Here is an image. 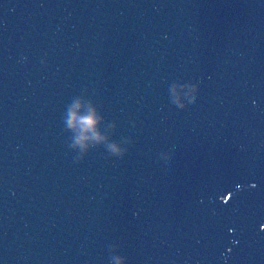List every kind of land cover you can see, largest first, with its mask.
Returning a JSON list of instances; mask_svg holds the SVG:
<instances>
[{
    "label": "water",
    "instance_id": "water-1",
    "mask_svg": "<svg viewBox=\"0 0 264 264\" xmlns=\"http://www.w3.org/2000/svg\"><path fill=\"white\" fill-rule=\"evenodd\" d=\"M113 255L264 264V0H0V264Z\"/></svg>",
    "mask_w": 264,
    "mask_h": 264
},
{
    "label": "clouds",
    "instance_id": "clouds-1",
    "mask_svg": "<svg viewBox=\"0 0 264 264\" xmlns=\"http://www.w3.org/2000/svg\"><path fill=\"white\" fill-rule=\"evenodd\" d=\"M177 89L185 91L182 99L178 96ZM192 90L193 86L190 84L173 83L169 88V93L173 97L171 103L177 108L183 109L184 101L188 100ZM79 108V103L68 107L66 116L63 118L68 129L77 130L79 133L74 142L69 144L71 149L75 151L78 149L79 156L76 158V162L79 163L93 148L100 146H103L111 156L122 158L126 154V149H122L116 142L108 141L97 131L98 125L104 122V118L98 114L96 108L90 106L85 114H77ZM112 251L115 249L113 248ZM111 261L112 264H121V258L116 255L111 257Z\"/></svg>",
    "mask_w": 264,
    "mask_h": 264
}]
</instances>
